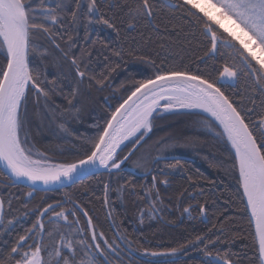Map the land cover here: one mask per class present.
I'll return each mask as SVG.
<instances>
[{"label":"snow or ice","instance_id":"obj_1","mask_svg":"<svg viewBox=\"0 0 264 264\" xmlns=\"http://www.w3.org/2000/svg\"><path fill=\"white\" fill-rule=\"evenodd\" d=\"M178 15L187 22L189 32L184 40H166L160 48H178L180 64L167 66L163 60L157 64L150 55L137 57L152 68V75L135 81L114 109L105 97L108 108L103 123L95 125L96 134L73 139L68 124L79 119L91 90L103 91L109 79L103 72L95 73L92 49L74 51L78 30L83 28L85 40H91L93 46L99 43L101 49L123 59L126 52L132 55L141 44L164 39L161 34L168 32ZM101 28L110 29L115 38L101 37ZM128 41L137 47L126 49ZM0 54V185L11 189L24 183L29 191L22 195L31 198L39 184L49 191L84 177L97 176L99 180L98 174L107 173V180L99 181L103 205H109L113 193L121 200L125 194L135 195L144 205H137L140 224L146 217L163 219L172 204H165L160 186H170L168 175L183 168L181 161L172 157L173 163L161 167V160L168 157L149 158L141 153L133 168L155 174L150 186L145 189L140 185L139 190L130 178L124 179L125 174L135 175L124 165L146 143L158 113L206 114L204 119L193 121V126L206 129L224 146L226 158L222 153L210 166L236 179L243 205L240 212L247 215L258 264H264V0H0ZM50 64H67L71 71L49 79ZM58 98H62L61 103H57ZM37 115L41 123L48 120L54 135L57 129L64 133L58 139L70 142L71 149L36 141L32 124ZM178 139L169 134L154 145L167 140L174 146ZM195 142L193 137L184 138L185 145ZM124 148L128 151L122 155ZM66 151H74L73 158L58 161L56 154L62 156ZM196 183L199 181H193ZM186 191L179 193L175 207L190 219H207V199L181 207ZM199 194L203 195V189ZM14 200L21 202V196L11 191L0 195V264H123L121 245L131 250L136 242L126 230L121 233L116 229L112 236L98 230L88 205L67 192L51 203L42 198L31 209L30 200L23 203V216L35 219L14 241H6L3 236L15 232L20 219L13 214ZM238 236L231 232L230 223L219 221V227L213 223L192 239L175 240L174 247L139 245L136 250L144 256L179 258L199 248L202 259L207 258L205 264H240L228 250Z\"/></svg>","mask_w":264,"mask_h":264},{"label":"trees","instance_id":"obj_2","mask_svg":"<svg viewBox=\"0 0 264 264\" xmlns=\"http://www.w3.org/2000/svg\"><path fill=\"white\" fill-rule=\"evenodd\" d=\"M78 32L79 35L74 36L77 45L74 51L78 53L80 47L92 49L91 61L95 73L99 75V73L103 72L109 76V79L107 81L108 86L103 91L91 90V96L86 97L83 101L84 108L79 119L72 120L68 124L73 133V139L77 136L90 137L95 135V125L103 123V118L106 115L105 109L108 108V104H111L114 109L122 102L121 98H125L130 93L135 81L148 78L152 75V68L144 64L137 57L150 55L156 59L157 64H160L161 60H163L167 66H171L172 64L179 65L180 57L174 55L179 49H162L160 48V44L165 43L166 40H184L185 35L189 32V26L178 15L173 23L169 25L168 32L161 34L164 39L155 40L154 38V42H149L147 46L141 44L139 49L132 55H128L126 52L123 55V59L115 57L108 49H101L99 43L93 46L91 40H85V33L82 27ZM99 34L101 37L115 38V34L111 33L110 29L101 28L99 29ZM92 35L95 38V32ZM130 35L135 36L136 33H131ZM195 43V40H193V47ZM129 45L132 48L137 47L132 41H128L124 46L127 49ZM201 54L199 52L196 53V55ZM105 56L109 58L105 60ZM184 62L187 63V60ZM0 63H3L2 54H0ZM211 64L212 61L209 60L208 65L210 66ZM200 67L204 68L205 65L201 64ZM47 71L49 79H51L52 75L57 73L67 74L71 70L67 64H64L63 67L50 64ZM105 97L108 99V104L105 103ZM61 102L62 98H58L57 103ZM29 113L30 116L33 115L31 105ZM157 116L155 127L152 133L149 134V137H146V143L140 147L137 155L133 156L124 166L133 168V162L141 153L148 154L149 158L159 155L168 157L167 160H161V167L165 163L174 162L171 156L179 155L188 158L179 159L181 164H183V168L171 170L168 175V179L171 182L170 186H160V193L165 200V204L169 202L172 204L171 210L163 213V219L159 217L148 219L146 217L144 223L140 224L138 221L137 205H144L137 200L135 195L125 194L124 199L121 200L113 193L109 198V205H103V186L99 181L107 180V173L98 174L99 180L97 176H92L59 190L36 191L31 198L22 195L29 191L27 187L19 185L18 187L9 189L0 185V195L7 196L8 192L11 191L21 196V202L17 203L15 200L13 201V209L15 210L13 214L20 218L19 223L16 224V231L11 233V235L5 234L3 239L9 242L14 241L16 236L23 234V229L30 227L31 221L35 219L31 215L27 217L23 216V212L25 211L23 203L30 200L28 207L31 209L42 198L51 203L53 200H60L64 196V193L67 192L72 194L73 199H77L81 203L88 205L90 215L93 216L94 222L98 224V230L105 231L109 236H112L116 229H119L121 233L126 230L130 237L136 241L133 243L131 250L121 245L123 249L121 251L123 264H171L172 261H176V264H205V259L207 258L202 259L203 253L199 248L190 249L186 255L179 258L144 256L142 251H137L136 249L139 245L151 248H156L160 245L174 247L176 246L175 240L181 239L182 242L183 238L192 239L195 235L211 228L213 223H216L217 227H219V221L230 223L231 232L239 233L238 238L234 240L228 249L235 254L231 258L238 260L240 264H258L257 251L252 247V240L248 235L250 229L248 228L247 215L240 212L243 205L239 203L236 179L226 174L222 169L210 166V161L214 157L219 158L223 153L226 158L225 148L222 144H218L213 135L207 132L206 129L193 126V121L202 120L205 118V115L158 113ZM51 128L56 129V124H52ZM32 134L40 144H64L68 149H71L70 142L58 139L64 133L59 132L57 129L54 135L49 130L48 120L45 119L41 123L39 115L33 119ZM169 134L179 138L174 146H169L173 142L167 140L163 144L154 145L157 139ZM186 137H193L196 142L191 145H185L184 138ZM128 147L130 148L131 145L129 144ZM127 151L128 148H124L122 155L127 154ZM74 154V151H66L62 156L57 153L56 158L62 162L64 159H72ZM205 157H208V159L206 160ZM135 170L142 172L139 169ZM152 174L155 173L135 174L131 176L125 174L124 179L130 178L137 185L138 190L140 185H143L147 189L151 184ZM189 177H191V180ZM193 181H199V183L193 185ZM120 182L123 183V181ZM89 188L91 191L86 190ZM185 189L187 190L185 193L186 198L181 207L188 203L195 204L197 201L204 203L207 199L209 201L207 219H190L187 214L181 215L180 210L175 207L177 196ZM201 189H203V195L199 194ZM139 194L143 196L144 192H140ZM188 194H191V197H188ZM65 207H71V205H65ZM108 212H111V217L107 215ZM217 214H219V221ZM193 216H196L195 212H193ZM8 218L11 219V217ZM112 221H115V224H112ZM83 223L84 218L81 217V224ZM224 250L225 248L222 246L221 251Z\"/></svg>","mask_w":264,"mask_h":264},{"label":"water","instance_id":"obj_3","mask_svg":"<svg viewBox=\"0 0 264 264\" xmlns=\"http://www.w3.org/2000/svg\"><path fill=\"white\" fill-rule=\"evenodd\" d=\"M125 98H126V97H125ZM204 115H206V114H204ZM125 143H126V142H125ZM172 157H176V158H178V159H188V158L185 157V156H179V155L171 156V158H172ZM124 168H125V169H128L129 171H134L136 175H143V173H139V172H137V171H136L135 169H133L132 167H127V166H126V167H124ZM85 178H87V177H84L83 179H85ZM80 180H82V179H77L76 182H78V181H80ZM76 182H75V183H76ZM72 184H74V183H72ZM72 184H69L68 182H65V185H63V186L57 185V186H55L52 190H49V191L59 190V189L65 188V187H67V186H70V185H72ZM19 185L25 187L24 183H20ZM43 189H44V185H43V184H39V185H38V190H37V191H44Z\"/></svg>","mask_w":264,"mask_h":264},{"label":"rangeland","instance_id":"obj_4","mask_svg":"<svg viewBox=\"0 0 264 264\" xmlns=\"http://www.w3.org/2000/svg\"><path fill=\"white\" fill-rule=\"evenodd\" d=\"M225 23H227V21H225ZM176 56V53L174 54ZM127 143V142H126Z\"/></svg>","mask_w":264,"mask_h":264}]
</instances>
